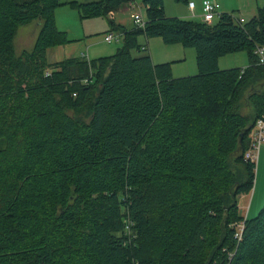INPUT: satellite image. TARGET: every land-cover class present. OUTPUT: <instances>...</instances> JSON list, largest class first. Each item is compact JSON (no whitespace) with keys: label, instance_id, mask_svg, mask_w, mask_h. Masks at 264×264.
<instances>
[{"label":"trees","instance_id":"obj_1","mask_svg":"<svg viewBox=\"0 0 264 264\" xmlns=\"http://www.w3.org/2000/svg\"><path fill=\"white\" fill-rule=\"evenodd\" d=\"M132 2L0 0V264H264V205L251 219L237 207L253 188L244 154L264 115L254 54L264 2L242 24L231 14L206 24L143 0L144 28L126 31L109 15ZM64 6L105 19L122 37L116 54L48 62L72 42L55 27ZM35 21L33 47L17 56L18 29ZM140 36L192 49L196 75L132 56L147 51ZM241 52L247 67L218 68Z\"/></svg>","mask_w":264,"mask_h":264},{"label":"rangeland","instance_id":"obj_2","mask_svg":"<svg viewBox=\"0 0 264 264\" xmlns=\"http://www.w3.org/2000/svg\"><path fill=\"white\" fill-rule=\"evenodd\" d=\"M65 1L66 2L76 1L79 3H83L87 0H65ZM142 1L143 0H133V2L130 5L124 6L119 11L115 12L114 24L121 25L126 31L132 30L135 27V24L133 22L134 15L140 12L142 18L145 17V8L143 6ZM228 1L232 2L236 0H228ZM193 3L195 4V2ZM163 5L165 12L167 11V13H172L170 11H172L175 8H179L180 10H183V7L185 8L184 4L175 3L173 0H163ZM233 9H235V11L233 10V12H228V14H231L235 18L243 17L247 21L250 20V18H247V16L243 14V11H240L238 8H233ZM191 20L201 21L200 16L197 19L191 18ZM54 22L56 29L59 32L66 33L67 38L70 41H72L70 45L71 44L74 45L75 48L77 49L80 46L81 48L83 47L82 53L86 55L89 61H94L100 58L113 56L116 54V51L121 47L122 37H120V39H118L117 42L113 41L111 44L103 43L102 40L100 39L101 36L108 34L110 30L108 22L103 18L83 19L80 17L76 9L68 6H64L55 10ZM39 28H40V22L35 21L29 25L21 26L18 29L16 37L13 42L14 52L17 56H19L23 51H29L33 47ZM112 34L116 35V33H112ZM149 40L150 39L146 40L144 36H140L137 39V43L141 47L145 46L147 48V51L141 50L140 52H137L133 50L131 52V55L137 57V56L149 54L150 57H152L153 55L152 53H155L154 51H156L155 56L153 55L156 61L160 59H167L166 57H172L170 53L168 55L165 52L163 53L162 49L174 48V47H169V46L167 47V45H164L163 42L158 38L152 39L151 44L149 43L150 42ZM150 48L152 50H150ZM50 52L51 53H49L47 56L48 62L56 61V59L53 58V55L56 51H50ZM186 52H190L191 57L187 56L186 61H183L179 67H175L176 70L177 68L180 69L186 68L188 65L191 64V67H193L195 73H197L194 51L192 49H187ZM247 65H248L247 54L245 52H241L235 55H230V56L228 55L224 58H221L218 64V68L220 70L244 69L245 67H247ZM175 73L176 72L174 71L173 75H177ZM241 113L243 115H246L247 110L244 107H242ZM259 154H260L259 158L257 159L255 165L253 188L249 193L250 197L248 199L249 200L248 213L249 210L251 209V213L247 214L249 215V217L252 216V212L256 209V207L258 208L260 205H262L259 208V211L254 216L256 217L264 205L263 202L264 201V144H262ZM260 201H262L263 204H260ZM243 211L241 212L243 213ZM131 227L129 229L124 227L123 230L124 235H126L128 238L134 237L135 235ZM136 240L137 237H134L132 238V240H130V243H133Z\"/></svg>","mask_w":264,"mask_h":264},{"label":"crops","instance_id":"obj_3","mask_svg":"<svg viewBox=\"0 0 264 264\" xmlns=\"http://www.w3.org/2000/svg\"><path fill=\"white\" fill-rule=\"evenodd\" d=\"M186 1L187 2H195L196 19L199 18V16L201 15V3L204 0H186ZM209 1H214V2L219 4L221 14H228V12H233V10L235 11V9H233V8H238L240 11H243V14L245 16H247V18H250V20L256 15L257 9L259 7H261L263 2H264V0H236V1H232V2L228 1V0H209ZM184 5H185V8L183 7V10H180L179 8H175L172 11H170L172 13H167V11L165 12V9H164L166 17H168V18H180V19H185V20L190 19L191 20V17L189 15V11L187 8V4H184ZM242 8L245 10H243ZM197 14H198V16H197ZM114 17H115V14L113 13V18H112L113 22H114ZM239 19H243L244 22H247V20H245L243 17H239ZM100 39L102 40V36ZM155 39H157V38H155ZM149 41H150L149 43L151 44L152 39H150ZM102 42L105 43L103 40H102ZM169 47H174V48H163L162 50H163V53L165 52V53H167V55L170 53L172 57H166L167 59H160V60L156 61V59H154V57H153V55L155 56V54H156V51H154L155 53H152L153 55L151 57L152 62L154 64L171 63V74H172L173 78H185V77H190V76L196 75L194 68L191 67V64L188 65L186 68H182V69L177 68V70L175 68V67H179L183 61H186L187 56L191 57V53L186 52L187 49L184 50V48H182L179 45H173V46H169ZM82 48L80 46L77 49V48H75L74 45L67 44L64 46H59V47H56L53 49H49L47 51V56L49 53H51L50 51H56L54 53V55L52 54L53 58H55L56 61L50 62V63H58V62H61L63 60H66V59L77 58L78 56H81V54H84V53H82ZM150 50H152V49L150 48ZM180 58H182V59H180ZM220 60L221 59L218 60V64H219ZM174 68H175V70H174ZM174 71L176 72L175 74H177V75H173ZM258 158H259V156H258ZM249 197H250V194L239 195L237 197L238 213L241 217L247 218V219L253 218L256 215V213L259 211V208L262 206V205H260L258 208L256 207V209L252 212V216L249 217V215H247V214L251 213V209L249 210V213H248V201H249L248 199H249ZM261 202L262 201H260V204H263L264 201L262 203ZM241 211H243V213Z\"/></svg>","mask_w":264,"mask_h":264},{"label":"built area","instance_id":"obj_4","mask_svg":"<svg viewBox=\"0 0 264 264\" xmlns=\"http://www.w3.org/2000/svg\"><path fill=\"white\" fill-rule=\"evenodd\" d=\"M187 8L190 17L196 18L195 4L193 2H188ZM220 17H221V13H220V6L218 3L209 0H204L201 3V15H200L201 22L206 24H212L213 22L217 21ZM109 18L112 19L113 14H110ZM237 21L240 24L244 23L243 19L237 18ZM133 22L136 27L144 28L145 22L140 12L134 15ZM118 39H120V35L118 34L113 35L112 33H108L102 36V40L106 44H111L113 41L117 42ZM254 54L258 57L259 64L264 65V49L257 47L256 50L254 51ZM81 57L87 58L85 54H81ZM262 144H264V115L255 121V124L253 126L250 135L249 147L244 154V159L251 163L256 164ZM124 227L127 229L131 227V222L128 219L125 221ZM234 229H235L234 239H236L237 242H240L242 239L244 223L240 222L235 224Z\"/></svg>","mask_w":264,"mask_h":264}]
</instances>
